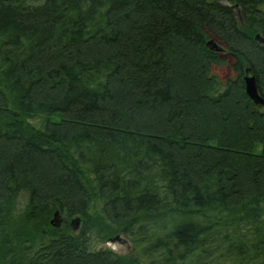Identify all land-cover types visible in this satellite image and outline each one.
Wrapping results in <instances>:
<instances>
[{
	"label": "trees",
	"instance_id": "trees-1",
	"mask_svg": "<svg viewBox=\"0 0 264 264\" xmlns=\"http://www.w3.org/2000/svg\"><path fill=\"white\" fill-rule=\"evenodd\" d=\"M247 70L264 0H1L0 264H264Z\"/></svg>",
	"mask_w": 264,
	"mask_h": 264
},
{
	"label": "water",
	"instance_id": "water-1",
	"mask_svg": "<svg viewBox=\"0 0 264 264\" xmlns=\"http://www.w3.org/2000/svg\"><path fill=\"white\" fill-rule=\"evenodd\" d=\"M234 9L236 8V11L238 13V15L240 16V11H238V7L237 5H235L233 7ZM256 38H259V36L257 35ZM206 46H208L211 50L213 51H217L220 52L223 50V48L218 45L215 41H213L212 39H209L206 42ZM243 81H244V89H245V93L248 96L249 99H251L254 104L259 107L262 108L264 107V98L262 96H260L258 88H257V81H256V77H254L253 74H250L249 71L247 70L245 75L243 76ZM62 222V219H60V213L59 210H55V213L53 215V218L51 219V223L56 227V226H60ZM72 229L75 230L78 226V221L76 222L75 220H72ZM110 242L114 241V242H121L122 240L116 236L110 240H108Z\"/></svg>",
	"mask_w": 264,
	"mask_h": 264
},
{
	"label": "rangeland",
	"instance_id": "rangeland-1",
	"mask_svg": "<svg viewBox=\"0 0 264 264\" xmlns=\"http://www.w3.org/2000/svg\"><path fill=\"white\" fill-rule=\"evenodd\" d=\"M33 1H41V0H33ZM236 11V10H235ZM236 15L239 18V15L236 11ZM217 43V42H216ZM223 48V46H221ZM224 49V48H223ZM220 54H225V51L222 50L219 52ZM213 68V73L217 74L219 76L220 79H225L227 76L231 75V72L229 70L228 67L225 66H220V65H214L212 66ZM53 218V216H52ZM61 219V216H60ZM63 220V219H62ZM72 223V220H71ZM91 249L94 250H99L101 248H110L111 250L116 251L117 253L121 254V255H126L129 253V250H127V246H125V243H121V242H110L108 240H99L98 238H96L95 236L91 237ZM127 264V263H126ZM128 264H134V263H128Z\"/></svg>",
	"mask_w": 264,
	"mask_h": 264
},
{
	"label": "flooded vegetation",
	"instance_id": "flooded-vegetation-1",
	"mask_svg": "<svg viewBox=\"0 0 264 264\" xmlns=\"http://www.w3.org/2000/svg\"><path fill=\"white\" fill-rule=\"evenodd\" d=\"M0 2H1V0H0Z\"/></svg>",
	"mask_w": 264,
	"mask_h": 264
}]
</instances>
